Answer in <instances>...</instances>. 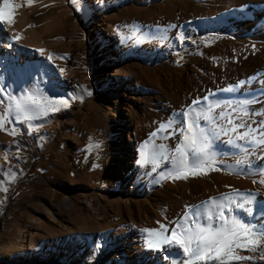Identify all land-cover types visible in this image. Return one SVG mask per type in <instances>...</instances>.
I'll return each instance as SVG.
<instances>
[{
	"label": "bare ground",
	"instance_id": "bare-ground-1",
	"mask_svg": "<svg viewBox=\"0 0 264 264\" xmlns=\"http://www.w3.org/2000/svg\"><path fill=\"white\" fill-rule=\"evenodd\" d=\"M5 3L15 7L12 23H0V115L10 108L9 95L25 92L42 102L63 96L71 103L31 122L13 114L7 117L11 126L29 133V124L54 125L46 132L51 139L67 115L84 113L79 103L86 95H105L101 104L109 125L99 153L101 176L96 187L77 186L63 200L68 209L76 200L85 204L86 226L67 216L60 225L65 232H43L44 252L63 245L87 253L94 241L101 246L94 247L93 264H164L161 257L169 252L170 260L183 264L175 248L148 249L144 230L171 226L186 206L210 207L209 197L239 200L252 192L264 201V185L258 183L264 179V145L258 139L252 145L234 141L240 145L234 148L224 142L230 137L222 138L215 144L216 162L186 178L160 179L172 168L170 159L161 158L156 172L136 164L141 151L150 155L160 144L171 155L177 141L166 138L167 130L150 133L198 97L208 99L197 110L211 109L217 117L225 105L232 103V109L250 98L254 115L242 119L253 128L259 122L264 134V0H0V10ZM16 34L20 38L13 41ZM180 57L185 64H178ZM25 65L43 66L47 74L34 71L21 79L18 69ZM215 122L227 125L224 118ZM248 163L254 167L242 170ZM238 254L253 259L227 264H264V247Z\"/></svg>",
	"mask_w": 264,
	"mask_h": 264
},
{
	"label": "rangeland",
	"instance_id": "rangeland-1",
	"mask_svg": "<svg viewBox=\"0 0 264 264\" xmlns=\"http://www.w3.org/2000/svg\"><path fill=\"white\" fill-rule=\"evenodd\" d=\"M185 63L180 57L178 64ZM104 97L100 90L86 95L79 103L84 113L67 115L51 139L46 132L54 125L26 133L5 117L0 128V145L5 151L0 153V264H93L94 241L87 253L68 251L63 245L54 246V252H44L41 247L46 243L45 232H65L60 225L67 216L86 226L85 204L76 200L68 209L63 200L77 186L96 187L101 176L99 153L109 125L104 119ZM231 106H224L226 121L248 116L232 111ZM60 109L67 110L57 105V111Z\"/></svg>",
	"mask_w": 264,
	"mask_h": 264
},
{
	"label": "snow or ice",
	"instance_id": "snow-or-ice-1",
	"mask_svg": "<svg viewBox=\"0 0 264 264\" xmlns=\"http://www.w3.org/2000/svg\"><path fill=\"white\" fill-rule=\"evenodd\" d=\"M26 3H32V0H26ZM14 7L15 5L7 3L3 5V10H0V23H12L10 9ZM19 38V34L11 37L13 41ZM34 71L38 74L41 72L47 74L43 66L25 65L18 69V75L21 79H30ZM0 81H4L3 76H0ZM244 83L243 80L239 82L240 85ZM3 91V84H0V94H3ZM206 99L208 97L193 99L173 117L167 121H161L158 128L150 133V136H156L159 132L167 130L166 138L177 141L171 149V155L165 150V146L160 144L158 148L154 146L150 155L141 151L140 159L136 160V164L141 167L150 166L151 171L156 172L160 167L161 158L164 161L170 159L172 168L166 175L161 172L160 179H181L186 178L189 173L196 175L198 171H203L205 167H210L215 163L219 156L215 144L224 137H230L224 142L234 148L240 147L234 141L252 145L258 139V142L264 145V134L260 132L259 122L253 128L252 124L246 123L244 119L232 117L227 121V125L218 124L215 121L223 118L225 115L223 111L217 117L211 114V109L197 110L196 106ZM8 101L10 108H6L0 115V128L3 127L5 117L13 114L20 120L31 122L45 114V111H57V105L63 108L69 106V101L63 96L45 98L42 102L35 95H28L26 92L19 98L9 95ZM2 102L3 95H0V103ZM253 103L255 101L250 98L241 100L232 107V111L239 110L241 116L254 115L249 111ZM215 106L219 104L213 107ZM245 128L250 131H237V129ZM31 130V124H29V131ZM233 133H235L234 137ZM252 133H255V136ZM248 155H256V153L252 152ZM259 158L264 159V154H261ZM190 164L191 167H189ZM237 164H241V161L238 160ZM253 167L251 163H248L242 170ZM258 183L264 185V179L259 180ZM254 196V193L247 192L239 200L223 197L219 202L209 197L210 207L207 205L186 206L185 214L177 218L171 226L160 224L158 228L145 229L144 231L148 234L144 241L145 246L154 251H168L175 248L177 255L182 252L185 257L183 264H227V261L251 260L253 257L238 253L241 250L255 251L264 247V201L257 202ZM245 216L257 217L256 223H250L249 220L243 218ZM100 246L101 243L97 242L96 248ZM170 256L171 252L168 255H162L164 264H176L175 260H170Z\"/></svg>",
	"mask_w": 264,
	"mask_h": 264
}]
</instances>
